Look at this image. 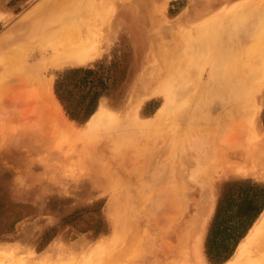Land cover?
Instances as JSON below:
<instances>
[{"label": "rangeland", "instance_id": "374dc122", "mask_svg": "<svg viewBox=\"0 0 264 264\" xmlns=\"http://www.w3.org/2000/svg\"><path fill=\"white\" fill-rule=\"evenodd\" d=\"M41 1L0 0V40L11 28L15 30V26L16 32L25 30L28 23L24 24L29 18L24 19V16ZM215 1L96 0L93 11L96 10L102 19V39L98 54L91 61L45 64L47 62L40 55L30 59L31 65L39 60L45 62L40 67L39 78L51 85L59 115L77 133L59 129L53 138L40 139L29 130L18 128L21 126L19 121L7 126L0 120V247L15 248L19 251L18 256L26 258V264H57L73 255L75 245L86 247L87 259H92L98 252V245L110 241L116 233L126 235L150 230L149 233L153 234L150 238L163 240L164 237L163 241L165 238L167 241L164 246L161 239L157 245L154 240L150 242L149 248L156 249L154 253L159 250L155 263L170 261V264L175 261L170 257L179 256L175 254L173 257L168 251L179 248L184 239L191 247L202 234L201 255L204 263L210 264L204 244L223 185L247 178L264 183V164L251 165L237 157L222 158L223 142L228 140L226 137L224 141L221 138V142L218 139L225 133V124L219 122L215 111L212 112L233 88L226 82L232 77L237 78L238 92H241L233 97L232 110H228H234V118L236 115L235 119L240 121L241 117L240 122L247 126L248 132H245L248 134L243 133L248 135L245 146L249 149L245 150L254 153L257 152L255 147L264 150V35L259 32L258 23L262 11L264 17V1L249 8L243 6L248 0ZM82 2L89 7V0H73L71 4L72 7L77 4L73 7L77 10H84ZM139 7L151 8V17L146 23L147 17L141 16V19L137 14ZM36 23L38 30L42 23ZM219 25H230L231 28H224L226 33L221 31L225 37L231 30L232 40L226 43L230 48L223 44L226 50L220 46L223 41L218 40L224 37L216 33L217 27L218 31L221 29ZM164 30L168 31V36L163 37ZM207 36L211 41L205 40ZM201 38L212 43L209 49L210 43L207 45L203 40L200 44L204 42L205 45H201L204 47L198 46ZM161 42L163 49L169 47L166 50H172L170 54L165 51L176 64L170 67L171 61L167 60L168 69L163 65L166 61L164 55L150 48ZM2 46L0 63L4 65L5 48ZM227 50L232 55L225 61L222 56L227 59ZM96 64H102L108 72L110 87L100 98L96 111L80 122L67 114L55 94L56 78L66 68ZM3 68H0V74H3ZM188 87L192 88L188 91ZM206 91L211 95L203 94ZM101 109H107L116 117L108 121L102 116L99 125L93 130L88 129L92 118ZM213 124L214 129H211ZM216 128L224 130L223 135L220 136ZM214 135L217 141L216 138L212 140ZM205 136H212V139ZM134 159L136 163L131 162ZM125 160L128 166L124 162L123 167L122 161ZM179 236L183 237L181 243ZM170 242L176 243V248L175 245L171 248L173 244ZM177 243L180 244L178 247ZM165 244H171L170 248ZM157 246H163V250ZM180 248L183 251L188 249L184 245ZM161 253L168 255L169 260ZM22 256L14 263L9 259L0 263L24 264ZM149 260L153 262L154 258ZM191 263L194 261L189 260L186 264Z\"/></svg>", "mask_w": 264, "mask_h": 264}, {"label": "bare ground", "instance_id": "6f19581e", "mask_svg": "<svg viewBox=\"0 0 264 264\" xmlns=\"http://www.w3.org/2000/svg\"><path fill=\"white\" fill-rule=\"evenodd\" d=\"M72 1L73 0H43V1H41L38 4V6L31 9L32 11H29L28 14L24 16V19L27 17V20H28V18H29L28 22H26L24 20L26 22L24 25H26L28 23V25H26L28 28L23 25L24 27H26L25 30L21 31V29H20L19 32H18V30L16 32L17 26H15V30H14V27H13V29L11 28L12 31L10 29V31H8L9 32L8 35L5 36V38L3 37L0 40V45L4 46V47L2 46L3 49L5 48L4 49L5 53L4 54L2 53L4 55V59H5L4 63L5 64L3 65L2 63H0V68L4 67L3 68L4 69L3 74L2 73L0 74V113L2 115L0 120H2L5 123L4 125H7L8 123H11V122L13 123V121H17V122L19 121V124L21 126L18 128L29 130V132L32 133L34 137L40 138V139L41 138L50 139L53 136V134L55 135V133L59 129L62 130L63 132L65 131V132H70V133H77V131H75L73 126L70 125L69 123H67L66 121H64L61 118V116L59 115V112L57 111L56 100H55V98L51 92L52 91L51 85H49L46 82L43 83L42 80H40V78H39L40 74H38V73L40 72V67L43 65V62L46 61L47 63L44 62L45 64H50V63L59 64V63L66 62V61H73V62H76L78 64H84V63L91 61L98 54L99 48L101 46V39H102L101 23H102V19L99 18V16H98L99 14L97 13L96 10H95V12L93 11V9L96 8L95 7L96 0H89V3H90L89 7H87L85 5L86 2H85V4L82 2L83 5H85V7L81 6V7H84V10H83V8H81L80 10L75 9L76 7L73 8L77 4L72 7V4H71ZM218 1H220V0H218ZM254 3L255 4L256 3L261 4V0H248L246 3L243 4V6L249 8ZM126 7L128 8V6H126ZM136 7H138L137 4H136ZM90 9H91V11H89ZM244 9H246V8H244ZM150 12H151V8H140L139 7V9L137 10V14L140 15V18H141V16L143 18L147 17L145 19V23L151 17ZM262 12H261V15L258 16V23L260 25L259 32H262V34L264 35V25H263L264 17L262 15ZM5 22H6V20H5ZM36 22L42 23L39 25L38 30L35 27V25H37ZM230 22H229V24L233 25V23H230ZM22 23H24V22H22ZM230 25H227V26L230 28ZM219 26H221V25H219ZM227 26H221V29H223V30L220 29L219 31H218V27H217V29L215 28L217 30L216 31L217 35L220 34L218 36L222 35V37H224L223 36V32L225 30L224 28H226V30L229 29V28H227ZM20 27H18V28H20ZM233 27H234V25H233ZM237 28H238V26H237ZM226 30L224 33H226ZM232 30H234V28ZM221 31H223L222 34H221ZM230 31L229 30L227 31L228 33H230L229 38L227 37L229 35L228 33L225 36L226 38L224 37V39L219 37L218 40L223 41V43H222V41H220V43H222V45H220V46L223 47L224 46L223 44H225V46L227 45L230 48L229 44H226L230 39L232 40V38H230L232 35ZM163 35H164L163 37L168 36L169 35L168 31L164 30ZM170 36H172V35H170ZM206 38H207V40H209L208 38H210V37H208V36L205 37V40H206ZM172 39H175V38L172 36ZM167 40H169V39H167ZM202 40L205 41L204 39L201 38L200 41L198 39V42L197 41L196 42L198 44H200V42ZM174 41L176 42V39ZM209 41H211V40H209ZM172 42H173V40H171V43ZM234 42H236V41L234 40L233 43ZM203 43L204 42H202L198 46H201ZM205 43H206V41H205ZM205 43H204V45H205ZM168 44H167V46H168ZM206 44L210 45V46L209 45L207 46V49H209L212 45V43L208 42V41ZM234 44L232 45L233 46L232 48L235 49ZM204 45L201 47H204ZM169 46H171V44ZM150 48H152V50H154L157 54L162 55V56L164 55V58H166L165 59L166 61L170 59V61H171L170 67L176 65L174 59L172 60L171 57L168 58L167 52H169V54H170V52L172 50H170V49L166 50L169 47H167V48L165 47L166 49H163L162 42L159 43V45L157 47H150ZM226 49L224 48V50H226ZM174 50L175 49H173V51ZM229 50H227L229 54L224 52V53L228 54V56L226 55L227 59H225L224 56H222L223 58L221 57L225 61L229 60L230 56L232 55L231 52H229ZM216 52H218V51H216ZM37 55L42 56L41 59L44 57V61L39 60L37 62V64L31 65L29 63L30 59L34 56H37ZM258 55L259 54H257L256 57H258ZM175 59L177 60V58H175ZM260 60H262V58ZM165 62L163 65L166 69H168L169 68V66H168L169 62L168 61L166 63ZM254 62H256V60ZM261 62H263V61H259V63H261ZM219 63L221 64L222 62H219ZM222 65L224 66L223 63H222ZM222 65H220V66H222ZM246 65H248V64H246ZM256 65H259V64H256ZM260 65H263V64H260ZM158 74H160V73H158ZM160 76H161V74H160ZM202 77L204 78L205 76H202ZM202 77H201V80L203 79ZM246 77H249V75L246 74ZM209 78L210 77H208V79ZM232 79H233V77L231 78V80L227 81L226 83L229 85V87H233L231 89L234 92L231 93L232 90H229V93L227 94L228 96H226L225 100H222L221 102H219V105H217L215 109L212 106V108L214 109L212 111L213 114L215 111L216 112L215 115L218 114L219 122L221 123V121H222L221 124H225L224 125L225 133L223 132L224 130L216 128L218 130L217 131L215 129L216 132H219L220 136H221V134L223 135V133H224V135L226 134V136L223 135L224 138H223V136L219 137L218 141H220L221 138L224 141L225 137L228 140V141H225V143L223 142L224 148H222V150L225 149V151L221 152V154L224 155V157H222V158L227 159L230 157H234V158L237 157L240 159H244L245 162H250L251 165H252V163L256 164L257 162H259L260 164H264V150H262V151L257 150V147H255L256 151H257L256 153L248 150L249 147L245 146V141H246L245 137H247L248 135L245 136L243 133L245 131L248 132V129L246 128L247 126L243 122H240V121H242L241 117H240V121L235 119L236 115L234 118V115H233L234 110L231 111L232 113L229 111L230 108L232 110L231 105L233 103V100H235L234 96H238L237 92L240 89V87H238L239 83L237 81V78L233 79V82L235 84L231 82ZM246 79L247 78H245L244 80H246ZM249 80H250V78H249ZM246 81H248V79ZM214 83H216V82H214ZM240 84H242V80H241ZM208 85H210V84H208ZM208 85H206V86L209 87ZM221 86H220V88H221ZM235 86H236V88H234ZM247 86H248V84H247ZM217 87H219V85ZM229 87H228V89H230ZM191 88L192 87H190V89ZM190 89L188 87V89H186V90L189 91ZM204 90H206V87L203 89V91ZM207 91H209V90H207ZM207 91L203 92V94L206 93V94L211 95L210 93H207ZM240 92H238V93H240ZM212 97H214V96H212ZM212 105H213V103H212ZM210 107H209V109H210ZM235 111H236V109H235ZM226 112H228V113L226 114ZM253 113L255 114V112H253ZM102 116L105 117L108 121L110 119L112 120V117L113 118L116 117L114 113L108 111L107 109H101L99 112L97 111V114H95L94 117L92 118L91 122L88 125V129L93 130L92 128L97 126V124L99 125V120H101ZM214 117H212V118H214ZM237 117H239V116H237ZM118 118H119V116H118ZM113 122H115V121L113 120ZM115 124H116V122H115ZM100 125H101V123H100ZM102 125H104V124H102ZM213 126H215V125L213 124L211 129L212 128L214 129ZM208 127L210 128V126H208ZM225 127H226V129H225ZM10 128H12V127H10ZM254 130H255V128H254ZM201 132H203V131H201ZM209 132H211V131L209 130ZM220 132H222V133H220ZM255 133H256V131H255ZM246 134H248V133H246ZM56 135H57V133H56ZM205 137L209 138V139L205 138V141H207V142H209L208 140L212 139V136H205ZM214 138H216L215 141H217V137L215 135H214L212 140H214ZM206 139H208V140H206ZM210 142H209V144H210ZM213 143H214V141H213ZM214 144H217V142ZM218 145H216V146H218ZM88 147H90V146H88ZM245 148H248L247 149L248 151L245 150ZM251 148H254V147L251 146ZM254 149H253V151H254ZM215 150L217 151V149H215ZM212 151H214V148L212 149ZM216 151H215V154H216ZM212 154H214V153L212 152ZM215 154H214V156H215ZM127 155H130V154H127ZM138 155H140V154H138ZM125 156H126V154H125ZM111 157H112V155H111ZM123 158H124V156H123ZM136 158H137V156H135V159ZM134 160L133 161L131 160V162L136 163V160L135 161ZM138 160H140L139 156H138ZM124 162L126 163L127 161L126 160L122 161V166H123ZM119 164L120 163H118V165ZM129 164H131V163H129ZM125 165L128 166L127 163ZM134 165H132V167ZM119 166H120V168H122L121 165H119ZM126 166H125V169H126ZM145 167H146V165H145ZM253 167H254V165H253ZM137 168H139V167H137ZM110 170H112V169H110ZM130 172H132V170ZM130 172H128V173H130ZM146 220H147V218H146ZM150 220H151V218H150ZM158 220H159V218H158ZM164 228H166V227H164ZM147 229H148V227H147ZM136 231H137V229H136ZM149 231L147 230L148 233L145 232V230H144V233L137 231V232L129 233L126 235H121V234L116 233L110 241H106V242L100 243L98 245V252L92 257V259H87L88 253H87V251H85L86 247L84 248L82 245H79V244L75 245L72 248L73 249V251H72L73 255L71 257H69L68 260H64V259L59 260V261L57 260L58 261L57 264H156L155 263L156 259H158L157 254L159 255L158 249H162V247L164 246V242H167V241H166V238H165V241H163L164 237H163V240L161 238H159V239H161V241H163L162 242L163 246H161V248H160V246L159 247L157 246L158 252H157V254L154 253L156 251V249L154 251V249L151 250L152 248H149V247H151V245H152L151 244L152 240H154L153 243L156 244L159 241V239L156 237H155V239H154V237L150 238L151 235L153 236V234H152V232H150L151 233L150 234ZM145 233H147L148 236H146ZM165 235H166V233H165ZM155 236H157V235H155ZM201 236H202V234H201ZM201 236L200 237L197 236L198 238L191 244V247H189V244L185 243V239L183 241V237L181 238L179 236L181 238V240H179L180 238H178L180 243L183 241V243L181 244L180 247H182V245H184V247H187L188 249H187V251L185 249L183 251L179 247V248L174 250V247H173L174 251L173 250L168 251V252L173 254V257L175 256V254H176V256H179V258L177 257V258H173V259H172V257H170L171 258L170 260L175 259V261H171L170 264H186L187 262H189V260L194 261V263L196 261L197 262L196 264H206V263H204L205 261L203 260L202 255H201V249H200L201 248L200 247L201 246V240H200ZM166 237H168V235H166ZM179 241H177V242H179ZM172 242H170V243H172ZM158 244H160V243H158ZM165 245L167 246V244H165ZM170 245H168L169 248H170ZM174 245L176 248V243L171 245V248ZM179 245L180 244L177 243V247ZM167 247L164 248V251ZM177 250H179V251H177ZM152 251H153V253H152ZM17 252H19V251L16 250L15 248L10 247L9 249H5V248L0 247V262L2 261V263H3L5 259H9V260L13 261V263L15 261H19L20 259H22L21 258L22 255L18 256L16 254ZM99 252L102 253L103 255L101 256V254H98ZM170 253H168V254H170ZM161 254L163 256H168V255H164V253H161ZM163 256L160 255V257H163ZM150 257H152V258H150ZM153 258H154V260H153L154 263L149 260V259L152 260ZM164 258H166V257H164ZM23 259H24V257H23ZM167 259L169 260V256ZM25 260H26V258L24 259V264H26ZM169 262H166V263L168 264ZM39 264H42V263H39ZM224 264H264V212L253 223V225L251 226V228L249 229L247 234L241 239L234 255L229 260H227Z\"/></svg>", "mask_w": 264, "mask_h": 264}, {"label": "trees", "instance_id": "16d2710c", "mask_svg": "<svg viewBox=\"0 0 264 264\" xmlns=\"http://www.w3.org/2000/svg\"><path fill=\"white\" fill-rule=\"evenodd\" d=\"M109 81L102 64L70 67L57 75L55 94L72 119L84 122L96 111ZM263 211L264 183L248 178L226 182L204 244L210 264L229 259Z\"/></svg>", "mask_w": 264, "mask_h": 264}, {"label": "crops", "instance_id": "0c3cea01", "mask_svg": "<svg viewBox=\"0 0 264 264\" xmlns=\"http://www.w3.org/2000/svg\"><path fill=\"white\" fill-rule=\"evenodd\" d=\"M34 7H36V6H34ZM34 7H33V8H34Z\"/></svg>", "mask_w": 264, "mask_h": 264}]
</instances>
